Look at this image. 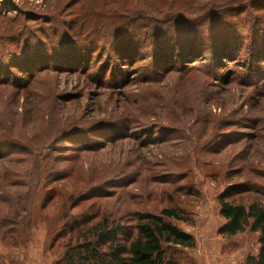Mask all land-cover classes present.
Returning <instances> with one entry per match:
<instances>
[{
    "label": "rangeland",
    "instance_id": "374dc122",
    "mask_svg": "<svg viewBox=\"0 0 264 264\" xmlns=\"http://www.w3.org/2000/svg\"><path fill=\"white\" fill-rule=\"evenodd\" d=\"M4 120L0 175L56 198L0 264H54L71 218L114 230L167 207L197 243L172 248L181 264H242L256 236L218 235V196L250 182L264 201V0H0Z\"/></svg>",
    "mask_w": 264,
    "mask_h": 264
},
{
    "label": "trees",
    "instance_id": "16d2710c",
    "mask_svg": "<svg viewBox=\"0 0 264 264\" xmlns=\"http://www.w3.org/2000/svg\"><path fill=\"white\" fill-rule=\"evenodd\" d=\"M213 52H216L214 58L230 57L228 50ZM189 54L193 55V52ZM34 76L35 74L32 77ZM4 122L5 120L0 122V129L8 131L11 123ZM5 147L2 145L0 150ZM19 147L24 149L21 145ZM24 147L26 151L30 149ZM48 151L51 152L50 148ZM7 158L8 156L0 154V163L4 164L5 161L12 164V160L9 162ZM51 162L56 163V159L53 158ZM10 172L11 168L7 166L0 175V240L5 246L18 248L29 243L30 232L36 221L34 210L37 208V202L50 204L56 195L49 198L47 183L51 180L41 176L26 179ZM55 176L52 174L48 179ZM56 177H59L55 178L56 182H61L65 178L60 179V174ZM41 188L43 189L40 191ZM56 189L53 186L51 192ZM258 192L256 186L249 182L232 184L218 196L220 216L224 221L218 235L226 239L246 233L256 236L257 253L248 255L242 264H264V201ZM255 195L258 198L243 202L248 196L250 199V196ZM46 205H42L41 209ZM186 214H188L186 210L177 207L164 208L158 215L136 212L132 217L134 225L131 228L116 226L114 230H106V226L109 225L107 221L93 222L97 217H85L82 220L85 222L78 224L77 219L71 218L72 216L61 214L59 218L70 217L67 223L77 224L75 227L76 229L79 227V232L76 234L73 231L74 227L70 228L67 223L65 224L69 229L64 230L67 231L64 235L58 234L56 238L59 239L60 235L63 238L68 237V250L54 264H181L171 252L172 248L194 249L197 246L192 235L186 234L173 224L190 223V218Z\"/></svg>",
    "mask_w": 264,
    "mask_h": 264
}]
</instances>
